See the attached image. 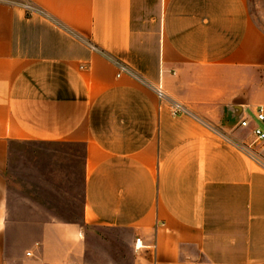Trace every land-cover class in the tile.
Returning a JSON list of instances; mask_svg holds the SVG:
<instances>
[{
  "label": "crops",
  "instance_id": "obj_1",
  "mask_svg": "<svg viewBox=\"0 0 264 264\" xmlns=\"http://www.w3.org/2000/svg\"><path fill=\"white\" fill-rule=\"evenodd\" d=\"M250 8L0 0V264H120L55 218L12 242L13 143L81 150V221L128 231L129 264H264V149L239 126L264 103V31Z\"/></svg>",
  "mask_w": 264,
  "mask_h": 264
},
{
  "label": "rangeland",
  "instance_id": "obj_2",
  "mask_svg": "<svg viewBox=\"0 0 264 264\" xmlns=\"http://www.w3.org/2000/svg\"><path fill=\"white\" fill-rule=\"evenodd\" d=\"M249 5L253 19L264 31V0H249ZM82 158L80 149L73 151L60 145L11 144L6 173L12 242L37 239L43 223L55 218L78 223L83 237L101 254L109 252L118 263L129 264L132 257L123 242L129 237L128 231L90 226L81 221Z\"/></svg>",
  "mask_w": 264,
  "mask_h": 264
},
{
  "label": "built area",
  "instance_id": "obj_3",
  "mask_svg": "<svg viewBox=\"0 0 264 264\" xmlns=\"http://www.w3.org/2000/svg\"><path fill=\"white\" fill-rule=\"evenodd\" d=\"M25 8L29 11L33 10L32 6L29 4H25ZM117 65L120 69V72L127 71L125 66L122 64L117 63ZM155 93L160 102L166 100V95L161 87L155 88ZM168 107L170 108V112L173 116L185 113V108L179 103L168 102ZM239 126L244 129L251 128V133L254 137V143L264 149V105H260L255 109L252 118H243L240 121ZM140 248H142V245L140 239H137L135 242V249L139 250Z\"/></svg>",
  "mask_w": 264,
  "mask_h": 264
}]
</instances>
